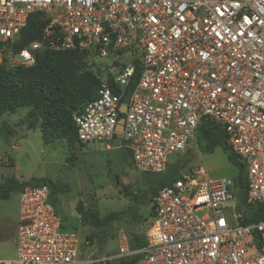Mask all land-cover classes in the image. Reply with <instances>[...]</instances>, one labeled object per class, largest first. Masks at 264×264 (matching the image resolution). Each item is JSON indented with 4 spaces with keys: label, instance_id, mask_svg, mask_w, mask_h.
Listing matches in <instances>:
<instances>
[{
    "label": "built area",
    "instance_id": "built-area-1",
    "mask_svg": "<svg viewBox=\"0 0 264 264\" xmlns=\"http://www.w3.org/2000/svg\"><path fill=\"white\" fill-rule=\"evenodd\" d=\"M35 13L40 37L18 49ZM40 51H85L115 68L72 116L79 143L120 140L137 172L163 174L209 119L245 165V195L241 210L233 179L179 172L150 204L145 246L131 249L119 229L117 252L96 257L63 230L50 187L26 186L15 258L0 264H264V219L246 220L264 206V0H0V65L31 67Z\"/></svg>",
    "mask_w": 264,
    "mask_h": 264
},
{
    "label": "rangeland",
    "instance_id": "rangeland-1",
    "mask_svg": "<svg viewBox=\"0 0 264 264\" xmlns=\"http://www.w3.org/2000/svg\"><path fill=\"white\" fill-rule=\"evenodd\" d=\"M127 60L130 57L125 56L121 62ZM88 63L99 69L100 75L115 71L108 60L96 58L93 63L88 58ZM29 110L20 108L0 117V184L11 177L20 182L46 179L53 191L51 203L60 205L66 226L63 230L76 231L90 240L96 257L117 252L119 229L127 236L144 234L151 222L148 190L155 189L154 180H164L167 172L183 174L203 166L211 178L237 180L239 170L228 161L222 148L217 146L207 152L197 132L181 155L169 158V168L163 174H144L134 169L130 151L120 140L111 142L109 149L104 143H74L70 148L64 140L44 145L39 121L28 126ZM234 195L242 210L240 190L235 189ZM17 201L18 190L7 200H0V260L14 259L16 255ZM83 213L99 218L113 215L115 220L99 232L81 225Z\"/></svg>",
    "mask_w": 264,
    "mask_h": 264
},
{
    "label": "trees",
    "instance_id": "trees-1",
    "mask_svg": "<svg viewBox=\"0 0 264 264\" xmlns=\"http://www.w3.org/2000/svg\"><path fill=\"white\" fill-rule=\"evenodd\" d=\"M44 26L45 21L41 19V14H32L27 25L20 33L17 48L20 49L28 42L37 40ZM88 58L89 53L85 51L64 53L40 51L37 54L35 64L31 67H10L1 64L0 117L4 114L14 113L20 108H29L30 110L26 116L29 121L28 126L33 127L34 122L39 121L44 145L52 144L57 140H64L71 148L74 143H79L72 116L80 105L95 97L102 77L99 74L100 70L88 63ZM196 132L204 142L207 152L220 146L228 161L238 168L239 173L237 180H234V182L236 189L240 190V200L243 203L245 165L230 151L223 128L214 121L203 119ZM177 174L175 170H172L167 172L164 180H154L157 187L148 190V193L151 194V203L158 190L169 184ZM41 184L48 185L51 192H53L50 183L46 179L20 182L15 177L8 178L0 184V200H7L12 192L17 190L19 192L26 186ZM248 213L250 215L246 217L247 221L264 219V206L257 207L254 211L250 210ZM114 220L113 215L99 218L93 213H83L81 225L101 232ZM129 238L131 249H140L145 246L142 235L131 234ZM138 259L139 257L136 256L123 263L133 264Z\"/></svg>",
    "mask_w": 264,
    "mask_h": 264
},
{
    "label": "water",
    "instance_id": "water-1",
    "mask_svg": "<svg viewBox=\"0 0 264 264\" xmlns=\"http://www.w3.org/2000/svg\"><path fill=\"white\" fill-rule=\"evenodd\" d=\"M124 107H121L120 109V112L123 113L124 112ZM122 123H123V119L122 117L118 120V125H117V128H116V131L118 134H120L122 132Z\"/></svg>",
    "mask_w": 264,
    "mask_h": 264
},
{
    "label": "crops",
    "instance_id": "crops-1",
    "mask_svg": "<svg viewBox=\"0 0 264 264\" xmlns=\"http://www.w3.org/2000/svg\"><path fill=\"white\" fill-rule=\"evenodd\" d=\"M50 203H51V201H50ZM51 204H52V203H51ZM52 205H53V207L56 209V211L58 212V214H59V216H60V218H61V220H62L63 228L66 229V226L64 225V219H63V216H62V214H61V208H60V205H59V204H56V205L52 204Z\"/></svg>",
    "mask_w": 264,
    "mask_h": 264
}]
</instances>
